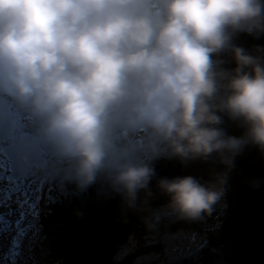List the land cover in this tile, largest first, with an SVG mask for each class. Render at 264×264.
Listing matches in <instances>:
<instances>
[{
    "label": "clouds",
    "instance_id": "clouds-1",
    "mask_svg": "<svg viewBox=\"0 0 264 264\" xmlns=\"http://www.w3.org/2000/svg\"><path fill=\"white\" fill-rule=\"evenodd\" d=\"M240 33L264 34V0H0V134L12 108L34 125L1 139L4 153L15 146L22 171L62 164L80 189L103 174L149 229L161 212L211 215L236 157L264 153V56L237 46ZM223 117L243 134L228 135ZM213 154L224 171L212 181L159 178L167 203L147 207L152 161Z\"/></svg>",
    "mask_w": 264,
    "mask_h": 264
},
{
    "label": "rangeland",
    "instance_id": "rangeland-1",
    "mask_svg": "<svg viewBox=\"0 0 264 264\" xmlns=\"http://www.w3.org/2000/svg\"><path fill=\"white\" fill-rule=\"evenodd\" d=\"M261 35L264 36V34ZM249 48L251 47H248V49ZM254 48H255L254 49L255 54H257L256 50L259 48L260 49L259 54L264 56V48L262 46L259 45L258 47L255 46ZM220 55H222V60L224 61L223 67L227 68L228 63H230L229 59L231 58V53L226 52ZM16 115L18 120L14 118ZM9 118L12 121V127L8 134V138L5 140L7 144H15V141L20 136L26 137L31 134L32 129L30 128V126H33V122L30 121L31 117L25 116V113L23 112L22 109L12 108L10 110ZM228 125L229 127L238 126L237 123L232 124L230 120ZM238 128L240 130L242 127L238 126ZM237 132L239 131H232L231 133H227V134L228 135L236 134L237 136H240V134H238ZM5 142H0V185L4 183L5 185L10 184L11 188L2 190L0 187V204L11 203L13 204V206H11L10 208L13 210L4 209L6 211L3 213L2 218L6 221L21 220L22 222L19 225L23 226L24 228H22L21 230L15 229V232L17 231L16 233L20 234L17 240L13 239L11 241H8L7 244L5 243L0 245L1 247L0 264H18L17 261L22 263V260L24 261V259L29 258L31 256V250H30L31 247L36 242H38L39 239L42 237V227L40 225L41 223L40 218L43 217L50 209L49 189L52 186V183L54 182L55 179H60L65 175L63 173L62 164L59 166L57 165L52 166L51 168H47L43 171L38 170L34 164L33 168L31 170H27L24 176H21L19 179H15L14 172L11 170V160H9L6 157L3 151L5 148L3 144ZM253 148L256 147L251 145L245 147L242 154L238 155L236 158L242 155V157L245 159L246 158L245 154H247V157L248 155L250 156L249 153L250 151L252 152V156H254V154L257 156L259 150L257 151L255 150L253 152ZM210 158L216 159L218 157L215 154H213L208 159ZM217 163L220 166H222V164H220L219 162ZM190 164H192V162L183 165L184 168L182 167V173L180 176L192 175L194 177L197 176L196 178L199 179L202 183L210 182V180L206 179L205 177L206 173L203 175L196 174V172L199 171V167H195L196 166L195 163L193 165ZM237 164H238L237 161H235L234 167L230 171V173H232V171L235 169ZM200 165L202 166L201 171H205L204 163ZM156 174H157L156 177L151 182L152 196L149 197L153 199V201L155 202H157L160 199V198L158 199V197L161 194L153 191V188H155L153 185L156 186V180L159 179V171ZM233 179L234 178H232L230 175L228 178L227 185L225 187V194L221 198V200L216 205H214V210L211 213V215H204L201 219L198 220L180 219L172 215L171 213L165 214L161 212L156 225L153 228L149 229L145 225V217L148 214L141 215L139 217L138 223L135 224L136 225L135 234L137 235L144 234L141 236L143 240L137 241L132 234H129L126 242L119 246L118 251L113 256L112 261L118 263L122 261L124 258L126 259L127 258L126 256L129 257L131 256L134 259V260L132 259L134 263V261L137 259V257L134 256V251L137 247L145 248L146 250L149 251L147 252V254H153V255H155V253L158 252L157 250H156L157 252H154L153 249H156L155 247H160L162 249L161 250L162 253H159L160 255H165L166 252L169 250H173L177 252V254L181 257L180 258L181 261L180 263H176V264H181L183 262L186 263L195 262L197 264H202V262L196 260L197 257L200 258L201 255L206 256L209 253L215 255V257L213 258L214 262L207 260L206 261L207 264L208 263L221 264L222 262H220L219 257L221 256V253H223V250L225 249V247L221 244L222 241L221 237L224 236L221 235V232L224 233L225 230H227L226 228L228 227L227 223L231 224V220H232L231 216H232V201H233V190H234ZM96 181L100 182L104 187L106 186L111 187L103 174L98 175ZM161 196H162L161 198L166 197L162 194ZM143 199H144V194L140 195V200ZM138 202L140 203V201ZM120 203L121 204L119 206V210L122 209V211L127 213L131 211V209L126 207L122 198ZM162 207L159 208V210L162 209ZM12 211H16V214H13ZM140 212L141 211H139V213ZM7 217H9L10 219H7ZM4 222L5 221H3V223ZM174 222L181 224L177 232L175 233L167 232L166 228H168L170 225H173ZM159 233L160 235L158 236ZM210 234L214 237V241H215L214 244H211L210 241L208 240ZM147 254H143V255H147ZM167 260H169V258H167ZM159 261L163 263L166 262V259H164V257H161ZM140 264H154V262L144 260ZM165 264H169V263H165Z\"/></svg>",
    "mask_w": 264,
    "mask_h": 264
},
{
    "label": "trees",
    "instance_id": "trees-1",
    "mask_svg": "<svg viewBox=\"0 0 264 264\" xmlns=\"http://www.w3.org/2000/svg\"><path fill=\"white\" fill-rule=\"evenodd\" d=\"M234 43L246 50L248 47L255 49L254 47L259 45L264 48V36L254 37L240 33L234 39ZM229 62L228 65L226 64L227 68H234L235 63L232 56ZM255 150L258 149L253 148V152ZM249 153L250 156L248 155L245 159L242 156L235 159L238 164L230 173L232 178L238 170L252 165L257 160L255 154L252 156V152ZM205 162V170L213 172L212 177L205 176L210 181L214 179V174L224 171V166L217 163L219 162L218 158H210ZM163 165V158L157 159L153 163L156 173ZM196 167H199L197 175L205 174V171H201L200 163H196ZM153 186L155 187L153 191L158 193L157 187ZM149 187L152 189L151 184ZM143 194V192L140 193V195ZM49 195L50 209L40 218L42 237L31 247V256L22 260V263L17 261L18 264H134L131 256H126V259L124 258L118 263L113 262L112 259L119 246L126 242L129 234H132L137 241L143 240L141 236L144 234H135V224L138 223L139 217L148 214L147 212L139 213V211L131 209L127 213L122 209L119 210L121 195L112 187H104L97 181L86 189H80L70 178L61 177L54 180L49 189ZM165 202L167 199L155 202L148 198L147 207L155 210L158 203L159 206ZM227 225V230L224 233L221 232V235H224L221 237V244L225 247L219 257L221 264H224L227 259V250L230 245L229 227L231 224L227 223ZM180 226V223L174 222L166 229L169 233H175ZM208 240L211 244L215 243L211 234ZM262 243L264 244V241ZM155 248L154 252L162 253L160 247ZM147 252L149 251L145 248L137 247L134 256L147 254ZM214 257L215 255L209 253L202 257L201 262L202 264H207V260L214 262ZM188 263L194 264L195 262Z\"/></svg>",
    "mask_w": 264,
    "mask_h": 264
},
{
    "label": "water",
    "instance_id": "water-1",
    "mask_svg": "<svg viewBox=\"0 0 264 264\" xmlns=\"http://www.w3.org/2000/svg\"><path fill=\"white\" fill-rule=\"evenodd\" d=\"M249 52L255 55L253 49ZM223 119L222 128L229 123L227 117ZM10 129L11 123L5 124L0 140L8 138ZM234 131H240L238 126L234 127ZM5 154L11 160L14 178L24 176L27 170L22 171L18 166L15 146H7ZM38 158L34 160L38 161ZM183 165L186 164H182L179 159H169L159 170V178L180 176ZM254 182L258 187H253ZM233 187L230 245L224 264H264V153L258 151L257 160L252 165L236 172Z\"/></svg>",
    "mask_w": 264,
    "mask_h": 264
},
{
    "label": "bare ground",
    "instance_id": "bare-ground-1",
    "mask_svg": "<svg viewBox=\"0 0 264 264\" xmlns=\"http://www.w3.org/2000/svg\"><path fill=\"white\" fill-rule=\"evenodd\" d=\"M25 116H27V115L25 114ZM33 126H30V128L33 129ZM53 166H55V165H53ZM39 173H40V171H39ZM63 177H66V176H63ZM0 187H1L2 190H4V189L11 188V185L10 184L5 185V183H4V184H1ZM13 198H15V197H13ZM164 205H166V204H164ZM11 206H13V204H11V203H9V204L8 203H6V204H4V203L3 204H0V221H1L0 222V245L5 244V243L7 244L8 241H11L13 239L17 240L19 238L20 234L19 233H16L17 231L15 232V229H20L21 230L23 228V226L19 225L22 222L21 220H17V221L16 220L15 221L14 220L13 221H6V220H4L2 218L3 213L7 209L8 210H13V209L10 208ZM4 209H6V210H4ZM21 209H22V207H21ZM12 212H13V214H16V211H12ZM163 213L169 214L168 212H163ZM7 219H10V218L7 217ZM3 221H5V222L3 223ZM18 232H19V230H18ZM9 247H10V245H9ZM0 249H1V247H0ZM159 257L169 258V260H166V262H163V263H160V264L177 263V261H180L181 260L180 259L181 257L177 254V252H175L173 250H169V251L166 252L165 255H160L159 253H155V255H153V254L138 255L137 256V259L134 261V263L135 264H140L144 260L150 261L152 259L159 258ZM194 264H197V263H194Z\"/></svg>",
    "mask_w": 264,
    "mask_h": 264
},
{
    "label": "flooded vegetation",
    "instance_id": "flooded-vegetation-1",
    "mask_svg": "<svg viewBox=\"0 0 264 264\" xmlns=\"http://www.w3.org/2000/svg\"><path fill=\"white\" fill-rule=\"evenodd\" d=\"M231 123L232 124H236L235 122H233V121H231ZM224 129H225V131H226V133H231L232 131H234L233 129H234V127H229V125L227 126H225L224 127ZM243 132H244V129L243 128H241L240 129V131L239 132H237L238 134H243ZM164 159V158H163ZM169 159H164V164L168 161ZM206 161V160H205ZM205 161H201V160H197V161H194V162H192V164H190V165H193L194 163L196 164V163H200V164H202V163H206ZM204 165H206V164H204ZM196 167V166H195ZM184 168V167H183ZM205 173H206V176H208V177H212V175H213V172L212 171H209V170H205ZM200 175V174H199ZM215 175L216 174H214V177H215ZM158 193H160V192H158ZM162 196H161V194L159 195V197H158V201H163L164 199H167V197H164V198H161ZM153 200V199H152ZM157 201V202H158ZM158 206V205H157Z\"/></svg>",
    "mask_w": 264,
    "mask_h": 264
},
{
    "label": "built area",
    "instance_id": "built-area-1",
    "mask_svg": "<svg viewBox=\"0 0 264 264\" xmlns=\"http://www.w3.org/2000/svg\"><path fill=\"white\" fill-rule=\"evenodd\" d=\"M234 136H236V135H234ZM241 156H242V155H241ZM245 156L247 157V154H245ZM162 206H164V205L162 204V205L157 206L155 210H159V208H161ZM222 212H223V211H222ZM161 215H162V214H161ZM223 215H224V213H223Z\"/></svg>",
    "mask_w": 264,
    "mask_h": 264
}]
</instances>
